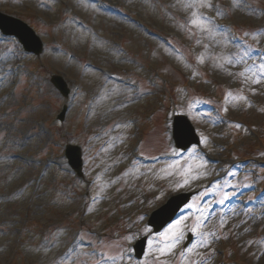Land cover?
<instances>
[{"label": "rangeland", "instance_id": "1", "mask_svg": "<svg viewBox=\"0 0 264 264\" xmlns=\"http://www.w3.org/2000/svg\"><path fill=\"white\" fill-rule=\"evenodd\" d=\"M56 2L0 0V11L37 25L46 43L38 58L25 54L15 40L0 44V64L9 69L25 59L29 78L28 86L13 94L8 93L12 82L0 88V264H93L98 261L96 250L108 256L123 251L127 256L131 245L147 235L148 242L158 247L164 241L160 234L169 227L153 233L145 213L182 191L196 193L191 207L177 219L182 221L184 238L161 261L180 264V253L199 243L194 234V242L183 248L201 215L199 208L210 217L200 231L216 235L207 238L206 247L193 248L184 264H264V79L245 82L239 75L246 67L259 64L264 54V0H211L212 7L198 9L187 8L188 0H127L126 4L132 2L131 9L140 12L134 16L157 19L165 26L157 31H175L178 35L173 39L179 45L174 50L138 26L123 23L130 27L125 38L129 53L118 52L108 42V38H117L111 31L119 27L112 20L117 17L104 13L105 18L102 11L84 6L87 12L82 14L89 15L94 26L106 25L100 40L69 18L66 4ZM60 5L65 6L61 17ZM194 10L215 13L228 21L226 25L236 30L245 45L229 41L216 27L212 35L196 28L190 32L188 22ZM38 17L49 22L42 23ZM245 52L251 54L246 62H227ZM133 57L145 69L134 68ZM90 61L139 81L141 70L143 78L150 74L149 81L164 77L171 93L159 86L138 92L109 81L87 65ZM53 73L62 74L78 88L67 101L70 111L59 127L55 117L66 101L49 85ZM161 93L165 94L163 107L175 103L171 116L189 115L201 141L206 138L207 143L192 147L185 155L177 152L169 129L173 119L170 122L164 110L148 118L161 105ZM130 117L140 118L144 126L142 149L149 154L173 152L175 160L129 165L128 148L134 140ZM68 143L84 148V178L65 163ZM201 147L219 163L220 171L199 153ZM89 189L93 195L85 200L89 202L85 210L81 195ZM226 195L232 198L226 201ZM244 198L253 205L243 207ZM86 240L94 246L88 248ZM148 248L149 244L146 252ZM158 255L153 252L142 260L128 255V260L129 264H145V259L157 264L153 258Z\"/></svg>", "mask_w": 264, "mask_h": 264}, {"label": "snow or ice", "instance_id": "2", "mask_svg": "<svg viewBox=\"0 0 264 264\" xmlns=\"http://www.w3.org/2000/svg\"><path fill=\"white\" fill-rule=\"evenodd\" d=\"M187 8L191 9H198V8H204V7H212L211 0H188V3L185 5ZM189 31L191 32L192 28H196L201 32H206L209 35H212L214 28L218 27L214 25V22L211 21L210 18L205 17L202 13H199L198 11H193L191 14V17L189 19ZM211 25V27H210ZM259 34V33H257ZM197 43H200L199 40H197ZM207 48V45H205ZM248 58H251L250 52H245L240 58L236 61H233L232 59H227L228 63H243L246 62ZM260 62L259 64H254L250 67H246L244 71L239 73V75L244 79L245 82H248L251 80L252 83H260L262 79H264V54L260 56ZM201 62H203V57L200 58ZM17 77V84L16 88L20 89L24 83V78L20 74L19 68L17 69H5L2 64H0V88H3L5 86H8L12 82V78ZM228 95H231L229 93ZM7 99V98H5ZM240 99H245V97H240ZM225 111L227 109L225 108ZM236 127H240L239 125H236ZM202 143H207L206 138L201 141ZM51 163V162H49ZM207 161H202V164H206ZM47 166V165H46ZM189 172H191V166H189L188 169ZM198 178V177H197ZM189 181L188 179H185L183 181L184 184H187ZM95 199V198H93ZM224 199H228L227 195ZM220 203H224V200L222 199ZM191 207V205H189ZM198 212H200V216L197 217L196 222L191 227V231L193 234L197 235L199 237V243L196 245H193L192 247L186 248L184 251L180 253V264H184V261L186 259V256L188 253L193 252V248L196 247H206L208 244V237L209 236H215V232H202L200 231L201 227L204 226V223L207 219L210 217H205L204 212L205 209H197ZM231 211H235L232 209ZM142 219V217H141ZM182 221L177 220L174 224L170 225L169 228L160 235L164 237V241L162 244L158 247L153 246V241L149 240V248L148 251L144 254L145 258L152 255L153 252L159 253L158 256H155L153 260L157 262V264H168L167 261H161L160 257L165 255H171L174 253V249L176 244L184 238V233L180 229ZM221 223H224L223 218H221ZM150 231V230H149ZM101 257V264H104L105 261H107V264H121V262L125 259V253L121 251L115 256H108L104 253H100ZM145 264H151L147 259H145ZM191 264H202L201 261H192Z\"/></svg>", "mask_w": 264, "mask_h": 264}, {"label": "water", "instance_id": "3", "mask_svg": "<svg viewBox=\"0 0 264 264\" xmlns=\"http://www.w3.org/2000/svg\"><path fill=\"white\" fill-rule=\"evenodd\" d=\"M15 29V31H9L8 29L5 30L7 31V33H16L29 51H34L36 53L41 52L40 42L34 36L30 29H28L24 25L22 27L16 25ZM54 81L65 92V94H67V90L61 79L54 78ZM174 138L176 140L177 146L183 149H187L194 143H199V139L195 134L194 128L186 119V117L183 116H178L176 118L174 124ZM67 155L70 158L72 165L78 170V172H81L82 161L80 149L70 146ZM189 196L190 195L185 194L173 197L164 207H162L153 214L150 220V224L155 227V230L157 232L162 230L169 222L175 219L180 208L186 202H188ZM145 245L146 238L141 240V242L137 245L136 250L139 256L143 255Z\"/></svg>", "mask_w": 264, "mask_h": 264}]
</instances>
